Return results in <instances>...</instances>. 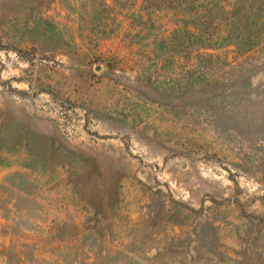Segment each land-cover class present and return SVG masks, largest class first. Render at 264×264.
<instances>
[{"label": "rangeland", "instance_id": "obj_1", "mask_svg": "<svg viewBox=\"0 0 264 264\" xmlns=\"http://www.w3.org/2000/svg\"><path fill=\"white\" fill-rule=\"evenodd\" d=\"M0 264H264V0H0Z\"/></svg>", "mask_w": 264, "mask_h": 264}]
</instances>
